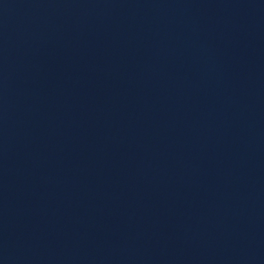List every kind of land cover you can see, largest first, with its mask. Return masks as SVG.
Returning <instances> with one entry per match:
<instances>
[{
  "label": "water",
  "instance_id": "1",
  "mask_svg": "<svg viewBox=\"0 0 264 264\" xmlns=\"http://www.w3.org/2000/svg\"><path fill=\"white\" fill-rule=\"evenodd\" d=\"M165 264H264V0H46Z\"/></svg>",
  "mask_w": 264,
  "mask_h": 264
}]
</instances>
